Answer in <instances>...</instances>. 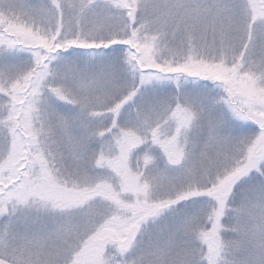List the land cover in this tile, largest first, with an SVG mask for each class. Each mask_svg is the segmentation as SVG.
<instances>
[{
	"label": "snow or ice",
	"instance_id": "6c2138e0",
	"mask_svg": "<svg viewBox=\"0 0 264 264\" xmlns=\"http://www.w3.org/2000/svg\"><path fill=\"white\" fill-rule=\"evenodd\" d=\"M0 264H264V0H0Z\"/></svg>",
	"mask_w": 264,
	"mask_h": 264
}]
</instances>
